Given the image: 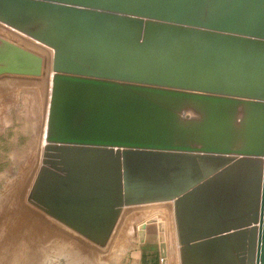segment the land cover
<instances>
[{
	"label": "water",
	"instance_id": "obj_1",
	"mask_svg": "<svg viewBox=\"0 0 264 264\" xmlns=\"http://www.w3.org/2000/svg\"><path fill=\"white\" fill-rule=\"evenodd\" d=\"M0 23L53 51L32 205L104 247L173 201L181 264H264V0H0ZM42 69L0 45V74Z\"/></svg>",
	"mask_w": 264,
	"mask_h": 264
},
{
	"label": "rangeland",
	"instance_id": "obj_2",
	"mask_svg": "<svg viewBox=\"0 0 264 264\" xmlns=\"http://www.w3.org/2000/svg\"><path fill=\"white\" fill-rule=\"evenodd\" d=\"M23 37L0 23V45L24 49L39 57V54L52 56L51 52ZM16 77L0 81V264H121L119 230L106 248H98L28 206L26 195L44 142L52 73L48 81ZM168 206L157 204L128 209L139 214L146 212L141 220L130 225L126 231L128 237L136 236L143 226L147 228L154 220L165 231V222L173 220ZM131 216L127 217L128 222L134 220ZM164 231L162 244H165ZM177 246L172 241L179 264Z\"/></svg>",
	"mask_w": 264,
	"mask_h": 264
},
{
	"label": "crops",
	"instance_id": "obj_3",
	"mask_svg": "<svg viewBox=\"0 0 264 264\" xmlns=\"http://www.w3.org/2000/svg\"><path fill=\"white\" fill-rule=\"evenodd\" d=\"M146 213V212H145ZM134 213L130 218L134 220L128 222V218L121 222L118 236V246L121 249L120 263L121 264H164L162 257V235L163 229L159 227V222L154 220L148 224L145 232V240L141 242L139 232L135 236L128 237L126 231L129 230L130 225L135 221H139L146 214ZM148 213V211H147ZM172 212L173 220L165 222V245L167 257L165 264H178L176 255L174 253L173 244L177 245L175 222ZM132 224V225H133ZM168 224V226H167ZM178 247V246H177ZM173 248V250H172Z\"/></svg>",
	"mask_w": 264,
	"mask_h": 264
},
{
	"label": "bare ground",
	"instance_id": "obj_4",
	"mask_svg": "<svg viewBox=\"0 0 264 264\" xmlns=\"http://www.w3.org/2000/svg\"><path fill=\"white\" fill-rule=\"evenodd\" d=\"M13 30V29H12ZM15 31V30H14ZM19 33V32H18ZM19 35L21 36H24L23 38H26L27 40H29L30 42H33L35 44H37L38 46H40L42 49L46 50V51H49L52 53V56L50 57H44L43 55L38 54L43 58V69H42V75L40 77H37L39 78L38 80H40L41 78L43 79H46L48 81V78H49V75H51L52 73V77H53V70H52V59H53V51L39 43H37L36 41H32V39L28 38L27 36L25 35H22L21 33H19ZM25 46V45H24ZM26 48H28L27 46H25ZM35 51V50H34ZM16 76H19V75H16L14 73H10V72H4L2 74H0V81L1 80H5V79H16L17 77ZM52 77H51V89H52ZM50 97H51V91H50V96H49V105H50ZM48 112H49V106L47 105V108H46V117H45V123H44V130H43V139L44 142H43V145L41 146V151L39 152L40 155H39V161L37 163V170H36V173L34 175V177L32 178V181L29 185V191L26 195V201H27V204L28 206H30L31 208H33L34 210L42 213L43 215H45L48 219H51L52 221L56 222L57 224H59L60 226H62L63 228H65L66 230L70 231L72 234H74V236H76V238L78 239H81L83 241H85L86 243H89V244H92L93 246H96L98 248H106L108 246V244L110 243L114 233L118 232V230L120 229L121 227V222L123 220H126L127 217L131 216L132 214H134L136 211H133V210H128V209H134V208H138V207H142V206H149V205H157V204H166V205H169V209H171V211L173 212L174 214V204H173V201H167V202H157V203H148V204H141V205H136V206H130V207H125L122 209V213H121V216L113 230V233L107 243V245H105L104 247L100 246V245H96L95 243L87 240L86 238L82 237L81 235L75 233L74 231H72L71 229H69L66 225H64L63 223H60L59 221L53 219L52 217L48 216L46 213H44L43 211H41L40 209H38L37 207H35L34 205H32L29 201V196H30V193H31V190L33 188V185L37 179V176L39 174V171L41 169V166H42V160H43V154H44V150H45V147L47 145L46 143V130H47V118H48ZM25 194V193H24ZM171 206V207H170ZM174 217V222H175V215H173ZM123 224V222H122ZM116 231V232H115ZM175 231H176V238H177V245H178V252H179V264H181V261H180V245H179V241H178V236H177V228H176V223H175ZM117 234V233H116Z\"/></svg>",
	"mask_w": 264,
	"mask_h": 264
}]
</instances>
